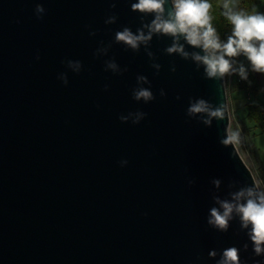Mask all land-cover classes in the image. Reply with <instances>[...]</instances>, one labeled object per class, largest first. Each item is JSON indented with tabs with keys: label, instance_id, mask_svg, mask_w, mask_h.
<instances>
[{
	"label": "water",
	"instance_id": "95a60500",
	"mask_svg": "<svg viewBox=\"0 0 264 264\" xmlns=\"http://www.w3.org/2000/svg\"><path fill=\"white\" fill-rule=\"evenodd\" d=\"M135 2L0 0V264H217L233 246L241 264H264L235 212L226 232L207 222L217 199L257 182L222 143L226 74L208 77L182 36L187 57L160 33L117 42L154 19ZM141 87L154 99L135 100ZM200 100L224 116L190 115Z\"/></svg>",
	"mask_w": 264,
	"mask_h": 264
},
{
	"label": "clouds",
	"instance_id": "9594fccd",
	"mask_svg": "<svg viewBox=\"0 0 264 264\" xmlns=\"http://www.w3.org/2000/svg\"><path fill=\"white\" fill-rule=\"evenodd\" d=\"M168 3L169 0H137L131 5L133 11L154 15L151 23L144 25L148 29L147 34L143 29H138L134 34L125 27L116 33V41L137 49L141 43L147 44L153 34L169 35L174 42L167 48V52L170 54L179 52L187 57L188 53L178 43L182 36L188 44L203 49L204 55L194 53L193 59L206 66L205 71L208 77L224 76L232 72L233 60L231 58L241 55L250 62L253 71L264 73V12L255 9L249 12L239 6L238 0H222V15L231 25V35L226 41H222L213 25L211 0H170L171 6L166 8ZM112 7L114 8L115 4ZM35 11L37 18L43 19L40 15L45 12L43 6L37 5ZM115 19V16H111L105 22L113 23ZM39 58L37 55L36 59L39 60ZM68 65L79 72L81 62L68 61ZM108 67L114 71L117 70L114 62H109ZM239 73L246 78L243 65L240 66ZM61 79L67 85V78L61 77ZM145 79L138 77L140 81ZM133 98L148 103L154 99V96L148 88L141 87L133 91ZM202 112H208L212 117L222 118L224 116L222 108L210 111L203 100L193 103L188 109L190 115ZM146 115L147 113H138L133 123H139L140 119ZM120 119L126 121L127 117L121 116ZM205 123H210V120ZM239 140V132L229 129L227 138L222 143L235 145L239 143ZM121 163L127 164L128 161L124 160ZM214 183L219 185V181H214ZM217 203L220 208L210 209L208 224L216 230L226 232L235 212L239 216L242 228L247 229L250 226L248 235L253 242L255 255H264V190L260 189L259 183L254 182L232 193L231 201L217 199ZM244 247L247 249V245ZM209 255L215 257L217 253L213 250ZM217 264H241L240 249L235 246L224 249Z\"/></svg>",
	"mask_w": 264,
	"mask_h": 264
},
{
	"label": "trees",
	"instance_id": "16d2710c",
	"mask_svg": "<svg viewBox=\"0 0 264 264\" xmlns=\"http://www.w3.org/2000/svg\"><path fill=\"white\" fill-rule=\"evenodd\" d=\"M262 1L263 0H243L239 6L251 12L253 9L257 10ZM211 2L213 4V25L216 27L221 40L226 41L227 37L231 35V25L222 15V0H211ZM261 11L264 12V9ZM242 57L244 56L241 55L238 58L241 59ZM242 59H245L244 63L241 65L245 68L246 78L239 81L241 77L239 70L233 69V77L235 76L237 80L233 85L234 91H247L249 94H252L253 100L246 105L244 117L239 122L236 119V124L238 122V126L247 135H252L253 131L256 129L264 134V73L253 71L250 62L246 57ZM228 75L229 73L226 74L227 77Z\"/></svg>",
	"mask_w": 264,
	"mask_h": 264
},
{
	"label": "rangeland",
	"instance_id": "374dc122",
	"mask_svg": "<svg viewBox=\"0 0 264 264\" xmlns=\"http://www.w3.org/2000/svg\"><path fill=\"white\" fill-rule=\"evenodd\" d=\"M243 0H238L239 5ZM264 9V0L259 4L257 10ZM244 58V57H242ZM238 57L231 58L233 60V69L239 70L245 59ZM234 75V74H233ZM237 81L235 76L233 82H230L229 75L226 76V85L229 100V110L231 117V127L233 131H238L240 134L239 143L236 144L242 158L253 172L260 189L264 190V134L260 130H254L252 135H247L238 126V122L244 117L246 105L253 100L252 94L245 91H234V82ZM231 83V84H230ZM262 97V96H261ZM236 119L238 120L236 124ZM256 136H255V134ZM255 146H254V145ZM257 151H256V148Z\"/></svg>",
	"mask_w": 264,
	"mask_h": 264
},
{
	"label": "built area",
	"instance_id": "2783aa9c",
	"mask_svg": "<svg viewBox=\"0 0 264 264\" xmlns=\"http://www.w3.org/2000/svg\"><path fill=\"white\" fill-rule=\"evenodd\" d=\"M233 74H234V70L232 72L229 73V79L230 82H233ZM244 79V77H240L239 81H242ZM231 84V83H230Z\"/></svg>",
	"mask_w": 264,
	"mask_h": 264
}]
</instances>
